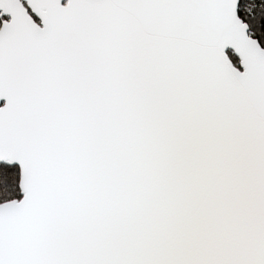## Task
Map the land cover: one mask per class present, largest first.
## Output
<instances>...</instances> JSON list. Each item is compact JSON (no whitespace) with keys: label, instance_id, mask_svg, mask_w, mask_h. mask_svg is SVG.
Segmentation results:
<instances>
[{"label":"snow or ice","instance_id":"1","mask_svg":"<svg viewBox=\"0 0 264 264\" xmlns=\"http://www.w3.org/2000/svg\"><path fill=\"white\" fill-rule=\"evenodd\" d=\"M0 264H264V0H0Z\"/></svg>","mask_w":264,"mask_h":264}]
</instances>
